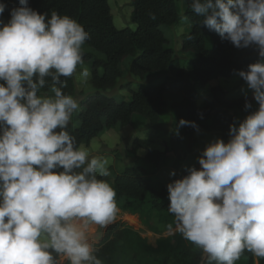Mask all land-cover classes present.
<instances>
[{"label":"clouds","instance_id":"9594fccd","mask_svg":"<svg viewBox=\"0 0 264 264\" xmlns=\"http://www.w3.org/2000/svg\"><path fill=\"white\" fill-rule=\"evenodd\" d=\"M19 5L0 19V264H103L91 234L115 222L116 191L101 179L109 161L70 133L80 102L63 91L68 78L91 75L82 50L90 34L71 16ZM6 8L0 3V17ZM189 8L257 59L236 71L252 91L246 117L167 185L166 235L198 249L200 264H236L245 251L264 258V0H191ZM184 126L199 131L180 119L173 134Z\"/></svg>","mask_w":264,"mask_h":264},{"label":"trees","instance_id":"16d2710c","mask_svg":"<svg viewBox=\"0 0 264 264\" xmlns=\"http://www.w3.org/2000/svg\"><path fill=\"white\" fill-rule=\"evenodd\" d=\"M109 1L29 0V6L42 14L48 12L50 16L56 11L71 16L90 34L85 43L90 49L83 53L84 59L92 63L90 83L94 90L82 100L83 109L73 115V122L79 124L69 127L77 144L89 145L103 130L130 125L136 116L144 117L151 127H158L164 113H169L175 124L180 119L194 121L199 131L218 134L227 141L230 125L237 118L242 120L246 113L245 95L230 97L227 89L215 85L203 105L198 104V99L211 80L246 70L256 61L257 53L253 49L235 48L204 26L201 18L189 8L191 0H185L183 14L177 0H132L131 21L136 24L135 29L117 28ZM0 3L7 4L0 17L7 22L11 9L20 6L19 0H0ZM182 17H187L192 25L183 35L182 48L197 55L189 59V67L175 57L162 29L177 25ZM127 57H131L128 67L132 75L142 79L155 73L165 75L158 84L132 89L129 100L118 101L106 92L121 86V65ZM175 64L178 66L176 74L168 75ZM76 89L75 77L68 78L63 89L65 94L74 96ZM171 93L180 95V99L169 106L166 96ZM199 131L191 126L182 127L180 137L175 136L171 145L174 159L153 148L151 139H134V147L146 149V154L143 160L115 174L111 185L116 191L117 206L141 215L156 212L164 228L172 222L167 185L186 174ZM165 160L171 161L175 177H160ZM96 248V255L103 264H124L130 259L134 261L132 264H200L201 256L200 251L180 235L161 239L159 246L154 247L124 222L109 225ZM241 256L248 259L247 264H255L256 258L264 264V258L250 252L245 251Z\"/></svg>","mask_w":264,"mask_h":264},{"label":"rangeland","instance_id":"374dc122","mask_svg":"<svg viewBox=\"0 0 264 264\" xmlns=\"http://www.w3.org/2000/svg\"><path fill=\"white\" fill-rule=\"evenodd\" d=\"M112 13L114 16V23L117 28L130 27L132 29L136 28V24L131 21V13L133 10L132 0H110L109 1ZM177 4L180 7L181 14H183L186 4L185 0H177ZM192 25L184 17L181 18L179 23L175 26H163L162 29L168 39V46L173 48L175 51V57L181 59L183 65L189 67V59L197 57L194 52L184 51L182 48L183 35L191 29ZM90 48L86 45L83 46L82 50H89ZM85 66L89 68L90 73L92 69L91 61L85 60ZM131 57H127L122 65V78L121 86L114 90H108L106 93L108 95H113L118 101L129 100L131 98V90L139 87H147L153 84H158L165 74L155 73L147 75L145 78H140L138 76L132 75L129 72V63ZM178 66L172 65L168 71V75L176 74ZM76 79V78H75ZM220 85L228 90V95L230 97H238L240 95H245V90L247 95L252 98V91L248 90L245 82L234 74L231 77H218L211 80L202 90L200 97L198 99V104L203 105L210 98V89L212 86ZM76 97L80 102V107L76 112L83 109L82 100L93 92V87L90 83V77L87 81H82L76 79ZM180 95L178 94H167L166 101L170 106L174 101H178ZM253 105L255 107V101L253 100ZM248 113L243 115L246 117ZM79 124V122L74 123L73 119L69 127H74ZM169 113H164L161 117L160 124L158 127H151L148 120L144 117L136 116L133 122L127 126L118 125L114 129H105L97 137H95L89 145H82L86 148L90 154L100 156L109 161L110 176L107 180L112 184L114 176L116 173H120L126 167L132 166L135 163L143 160L146 149L134 147V139H151L152 147L160 149L170 158L174 159L175 154L171 150V145L175 140V136L172 129L175 127ZM182 128H180V132ZM220 136L218 134H211L205 131L198 132V140L194 149V152L189 157L190 166L195 164L199 167L197 162V157L200 155L201 151L205 148L206 144L213 138ZM171 161L165 160L160 177L162 179H168L171 175L170 173L174 171L171 166ZM158 213H146L144 215L132 213L129 211H123L118 207L117 218L115 222H124L126 225L130 226L134 230L138 231L144 238L147 239L148 243L154 247L159 246V241L168 237H177L166 235V229L164 224L158 221ZM114 223V222H113ZM112 223V224H113ZM111 225V224H110ZM109 226V225H108ZM97 227L91 234L92 241L96 247L103 239L105 232L108 228ZM133 259L126 260L124 264H132ZM248 259L245 256H241L236 264H247ZM255 264H260L258 259H255Z\"/></svg>","mask_w":264,"mask_h":264}]
</instances>
